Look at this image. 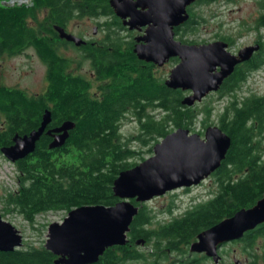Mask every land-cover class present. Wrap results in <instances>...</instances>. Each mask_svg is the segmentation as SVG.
Returning a JSON list of instances; mask_svg holds the SVG:
<instances>
[{
    "label": "trees",
    "instance_id": "trees-1",
    "mask_svg": "<svg viewBox=\"0 0 264 264\" xmlns=\"http://www.w3.org/2000/svg\"><path fill=\"white\" fill-rule=\"evenodd\" d=\"M7 1L0 0V58L7 53L18 56L32 46L47 67L48 86L42 92H30L20 84L0 81V115L8 120L7 132H0V152L10 136L38 128L46 109L52 111V122L72 121L75 126L59 148H50L52 137L45 131L35 151L17 162L21 187L0 197L6 210L34 221L48 211L114 205L120 200L113 190L114 181L123 170L140 163L135 158L145 160L141 154L152 153L153 145L177 128L195 129L201 114L200 122L207 127L214 109L207 104H183L184 90L170 88L165 76H158L153 66L138 58L133 42L118 33L80 46L64 40L66 49L78 50L91 63L96 79L102 81L96 91L88 76L69 69L80 61L59 51L51 38L60 34L56 27L66 30L73 19L114 14L110 0H32L35 8L47 11L46 28L29 25L31 5ZM219 1L196 0L189 7L190 18L176 27L183 42H195L182 34L197 31L205 20L195 7ZM258 4L259 14L253 24L247 23L249 30L264 28V0ZM263 66L261 50L224 81L220 99H230L217 113L218 125L231 138V145L210 176L215 186L209 197L166 221L157 219L147 202L133 200L140 208L130 226L128 243L107 248L97 264L146 261L147 252L136 243L143 240L145 246H152L151 251L184 253L199 233L253 206L264 195V94H239L249 76ZM125 121L137 124V133L131 137L122 131ZM146 146L147 151H142ZM168 210L172 212V206ZM233 242L242 243L249 262L256 264L260 259L264 264V223ZM54 258L45 245L0 252V264H54Z\"/></svg>",
    "mask_w": 264,
    "mask_h": 264
},
{
    "label": "water",
    "instance_id": "water-1",
    "mask_svg": "<svg viewBox=\"0 0 264 264\" xmlns=\"http://www.w3.org/2000/svg\"><path fill=\"white\" fill-rule=\"evenodd\" d=\"M195 1L110 0L115 13L125 19L124 23L130 28L148 25L146 33L138 37L144 42H138L134 48L141 60L162 66L173 57L179 58L165 83L173 89L191 90L182 101L188 106L217 91L236 65L249 60L261 47L260 44L249 45L235 54L223 41L190 44L177 39L174 28L190 18L188 7ZM56 29L62 38L77 46L86 43L62 27ZM51 115L46 109L38 128L24 135L17 134L12 145L2 147L5 157L16 162L34 152ZM74 126L72 121H65L60 127L48 130L53 136L50 148L63 146ZM230 145L231 138L217 124L208 126L204 137L182 127L166 135L153 146L152 156L123 170L115 179L113 190L120 199L116 204L78 206L70 210L62 222L49 225L45 247L61 256L55 264L94 263L107 248L127 244L130 226L140 208L133 200L144 203L173 190L199 185L221 166ZM263 223L264 195L253 206L242 208L199 233L190 251L205 253L218 261L220 246L243 238ZM23 241L21 232L0 214V250L13 251L20 248Z\"/></svg>",
    "mask_w": 264,
    "mask_h": 264
},
{
    "label": "rangeland",
    "instance_id": "rangeland-1",
    "mask_svg": "<svg viewBox=\"0 0 264 264\" xmlns=\"http://www.w3.org/2000/svg\"><path fill=\"white\" fill-rule=\"evenodd\" d=\"M27 2V0H26ZM31 2V1H30ZM259 0H220L218 3L209 5H200L195 8L204 17L203 23L199 26V29L195 32H189L182 34L184 39L195 40L193 43H203L204 41H210L220 38L217 34H222L227 38H230L231 51L237 52L244 46L254 44L256 39H259L264 43V28L260 31L255 29H248L247 23L253 24L255 18L258 16ZM33 8V13L30 16L28 22L31 27L46 28L45 18L47 11L45 9L35 8L33 4H30ZM244 24V25H243ZM249 24V25H251ZM96 23L89 17L73 19L68 24V29L75 35L84 36L85 39L92 37H101L104 33H93ZM186 33V32H182ZM123 35V33H122ZM181 33L176 36L180 38ZM189 43V42H186ZM264 52V47L263 50ZM62 52L69 57H74L76 61H80L81 69L78 68V63H74L69 69L77 71L88 76L92 83V91H96L100 81L94 78L92 74V68L89 60L83 59L78 50L68 47L63 49ZM23 54L19 56L5 55L0 59V79L5 78V83L10 85L20 84L21 87L27 88L30 92H42L46 89L47 80L45 77L46 66L33 52L30 53V57ZM82 61V62H81ZM176 61H168L164 65L156 68V74L158 76L168 77L171 69L177 64ZM243 88L239 90V94L245 96L249 93L255 92L258 94H264V66L259 70L254 71L243 84ZM230 97L221 98L213 96L202 100L197 103L201 106L207 104L208 107L214 109L213 114L209 117L208 126L213 124H219L218 112L229 102ZM203 115L199 117L201 121ZM196 123L195 129H190L191 132H197L204 137V133L207 127H203V124ZM122 131L125 137H131L137 133V124L132 121H125L122 127ZM135 141V140H133ZM134 145H137L134 143ZM264 145V141H263ZM154 146V145H153ZM138 147V146H137ZM149 146H146L142 151H147ZM152 153L143 152L146 158L152 156ZM140 161L139 156L135 158ZM18 175L15 165L12 161L7 159L5 155L0 152V197H5L9 191H16L18 182L16 176ZM213 178L208 177L199 185L189 187L188 190L177 189L166 194L155 197L147 202L149 208H152L156 213V218L160 221H166L171 219L173 215L183 213L189 205L198 203L209 197L210 190L214 188ZM172 206V212H168L169 207ZM0 214L4 219L13 223L23 235L25 241V248L29 246H42L45 245L48 235L49 225L52 222H62L66 216V212H45L36 216L34 221H28L25 217L17 214L15 211L6 210V204L3 199L0 198ZM152 246H143L142 250L147 252V260L144 263L153 264L155 260L159 264H218L213 258L203 256L204 253L191 252L189 250L183 252H170L168 254L160 252V250L151 251ZM219 253L222 256L219 264H252L249 262L248 257L243 253L242 243L228 242L222 245L219 249ZM240 263H235V260ZM150 261V263H149ZM154 261V262H153ZM153 262V263H152ZM141 263V262H132ZM256 264H263L259 259Z\"/></svg>",
    "mask_w": 264,
    "mask_h": 264
},
{
    "label": "flooded vegetation",
    "instance_id": "flooded-vegetation-1",
    "mask_svg": "<svg viewBox=\"0 0 264 264\" xmlns=\"http://www.w3.org/2000/svg\"><path fill=\"white\" fill-rule=\"evenodd\" d=\"M31 1V2H30ZM6 3H11V4H32V0H27V2H26V0H9V1H7ZM111 5V4H110ZM191 6V5H190ZM189 6V7H190ZM189 7H188V11H189ZM113 8V7H112ZM112 11H113V13L115 14V16L117 17V19L115 20V18L112 16V15H114V14H110V15H102V16H100V17H89V18H91V19H93L94 21H95V23H96V25H95V27H94V30H93V33H104L101 37H90V38H88V39H85V37L82 35H80L79 37H81V38H83L84 40H85V44L84 45H86L88 42H90V41H92L93 43L92 44H94V42H96L97 40L99 41V39H102V38H104L105 37V35H108V33H118L120 36H122L123 38H125V39H127V40H129V41H132L133 42V50H134V48H135V46H136V44L139 42V43H143L144 41L143 40H138V37H141L142 35H144V33H146V28H147V26L148 25H146V26H142V27H135V28H130V25H128V24H125L124 22H125V19H123V18H121L120 16H118L116 13H115V10L114 9H112ZM190 13V12H189ZM128 19H129V17H128ZM106 27H109V29L108 28H106ZM66 31L67 32H69V33H72L69 29H66ZM174 31H175V36H177V32H176V27L174 28ZM122 33H123V35H122ZM59 36L58 37H56V36H53L52 35V37L51 38H53L54 40H55V42L57 43L56 45H57V47H58V49H59V51L60 52H62V50L65 48V46H64V40H66L65 38H62L61 36H60V34H58ZM222 35V34H221ZM220 34H217V36H220V38H217V39H213V40H210V41H204L203 43H199V44H207V43H211V42H215V41H223V42H226L227 44H228V50H230L229 48L231 47V39L230 38H227V37H224V36H221ZM78 36V35H77ZM223 37L225 38V39H223ZM178 39V38H177ZM186 43V42H185ZM190 44H197V43H193V42H191ZM254 44H260L261 45V47H260V49L258 50V51H261V50H263V47H264V43H262L259 39H256L255 41H254ZM254 44H252V45H254ZM83 45V44H82ZM248 46V45H247ZM244 47H246V46H244ZM66 49V48H65ZM240 50V49H239ZM239 50L237 51V52H234V51H231L232 53H235V54H238V52H239ZM258 51H256L255 53H257ZM34 53L35 54V51H34V49H33V47L32 46H27L25 49H23L22 51H21V53H20V55H23V54H26V55H28L27 57H30V53ZM135 52V51H134ZM14 53H16V52H14ZM136 53V52H135ZM254 53V54H255ZM8 54V53H7ZM6 54V55H7ZM253 54V55H254ZM253 55H252V57L249 59V60H247V61H250L252 58H253ZM19 56V55H18ZM139 58V57H138ZM1 59V58H0ZM140 59V58H139ZM141 60V59H140ZM142 61H145L146 62V64H149V65H151V66H153V71L156 73L157 72V70H156V68H158V67H160V65H158L157 63H154V62H152V61H146V60H142ZM168 61H176V62H179V58H177V57H173V58H171L170 60H168ZM167 61V62H168ZM247 61H244V62H241V63H239V64H237L236 65V68L239 66V65H241V66H245L246 65V62ZM76 64V63H75ZM91 64V63H90ZM78 68H80L81 69V64H79L78 63ZM235 68V69H236ZM217 70H219V68H217ZM93 71V70H92ZM234 72V71H233ZM232 72V73H233ZM46 74H47V67H46V72H45V77H46ZM92 74L94 75V78L96 79V76H95V73L94 72H92ZM169 76V75H168ZM161 77V76H160ZM229 77V76H228ZM227 77V78H228ZM168 77H166L165 78V80L167 79ZM226 78V79H227ZM225 79V80H226ZM97 80V79H96ZM224 80V81H225ZM0 81L1 82H4L5 81V78H1L0 79ZM98 81H100V80H98ZM224 81H223V83L221 84V86H220V88L217 90V91H212V92H210L209 94H207V96L205 97V98H203V100L204 99H207V98H210V97H213V96H217V97H220L221 96V93H222V86H223V84H224ZM102 83V81H100V84ZM48 86V81H47V85H46V87ZM184 92H185V96L186 95H189V94H191L192 93V91L191 90H184ZM233 93V92H232ZM227 97H229V96H227ZM1 114H3V113H1ZM51 114H52V111H51ZM52 116V115H51ZM7 122H8V120L7 119H5V118H3L2 117V115H0V132L1 133H4V132H7V127H6V124H7ZM63 124V122L61 123V122H50L49 123V125L47 126V128H46V132L48 131V130H53V129H55V128H58V127H60L61 125ZM53 134H55V132L53 131ZM17 135V134H16ZM15 134L11 137L10 136V138H8V139H6V140H8L9 142H8V144L6 145V146H9V145H12L13 143H14V137L16 136ZM201 135V134H200ZM50 137H52V140H53V136L52 135H50ZM19 161V160H18ZM18 161H16V162H13V164L15 165V167H16V170H17V167H18V164H17V162ZM21 173V172H20ZM22 174V173H21ZM211 176V175H210ZM209 176V177H210ZM16 179H17V182H18V187H17V191H18V189L21 187V179H20V177H19V175H17L16 176ZM207 179V178H206ZM205 179V180H206ZM180 189H183V188H180ZM184 189L185 190H188L189 189V187H184ZM13 208V207H12ZM72 210V209H71ZM54 212H59V211H64V212H66V216L68 215V213L70 212V211H66V210H53ZM48 212H51V211H48ZM17 213V212H16ZM17 214H19V213H17ZM21 215V214H20ZM22 217H24L23 215H21ZM65 216V217H66ZM64 217V218H65ZM6 220V219H5ZM28 220V219H27ZM29 221V220H28ZM12 223V222H11ZM13 224V223H12ZM15 226V225H14ZM16 227V226H15ZM18 229V228H17ZM19 230V229H18ZM20 231V230H19ZM24 238V237H23ZM128 239H129V236H128ZM24 241H25V239H24ZM23 241V242H24ZM129 241V240H128ZM233 242V241H232ZM128 243V242H127ZM137 243V242H136ZM193 243V242H192ZM137 244H139V243H137ZM141 245H143V246H145L146 245V242H145V240H143L141 243H140ZM139 244V245H140ZM25 246V243H23V245L20 247V248H17V249H21V248H25L24 247ZM115 246V245H114ZM113 247V246H112ZM110 248V247H109ZM222 248V246H220V248L219 249H221ZM17 249H15V250H17ZM219 249H218V256H219V259H218V261H215L214 260V258H213V260L216 262V263H220L221 262V259H222V256L220 255V253H219ZM15 250H13V251H15ZM0 252H7V251H1L0 250ZM102 256V255H101ZM101 256H100V258H101ZM203 256H206L205 255V253H204V255ZM61 256L60 255H56L55 254V258H54V264H55V261L57 260V259H59ZM100 258H99V260L98 261H96V262H94V263H90V264H97L99 261H100ZM210 258H212V257H210ZM154 262V261H153ZM152 262V263H153ZM235 263H240V261H238L237 259L235 260ZM2 264H13V263H8V262H5V263H2ZM101 264V263H100ZM128 264H141V263H128ZM142 264H147V263H144V261H142ZM153 264H159L158 262H157V260H155V262L153 263Z\"/></svg>",
    "mask_w": 264,
    "mask_h": 264
},
{
    "label": "bare ground",
    "instance_id": "bare-ground-1",
    "mask_svg": "<svg viewBox=\"0 0 264 264\" xmlns=\"http://www.w3.org/2000/svg\"><path fill=\"white\" fill-rule=\"evenodd\" d=\"M51 119H52V118H51ZM42 121H43V118H42ZM42 121H41V122H42ZM50 122H51V121H50ZM50 122H49V123H50ZM40 124H41V123H40ZM48 125H49V124H48ZM48 125H47V126H48ZM46 128H47V127H46ZM49 135H50V134H49ZM29 155H30V154H29Z\"/></svg>",
    "mask_w": 264,
    "mask_h": 264
}]
</instances>
